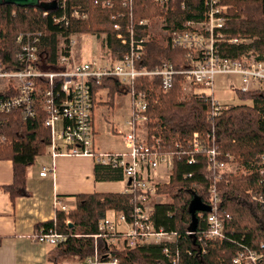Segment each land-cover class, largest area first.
<instances>
[{
	"label": "trees",
	"instance_id": "16d2710c",
	"mask_svg": "<svg viewBox=\"0 0 264 264\" xmlns=\"http://www.w3.org/2000/svg\"><path fill=\"white\" fill-rule=\"evenodd\" d=\"M220 1L230 7V19L224 32L247 40L240 44H224L223 55L242 57L254 51L258 59H264V0ZM181 2L175 3L174 10L169 13L171 30L176 29L173 17L197 19L203 16L205 0H187L184 9ZM115 6L121 10L120 0H115ZM44 11L42 8L0 5V59L5 70L18 69L15 58L18 51L16 37L26 31L47 34L41 64L45 68H51L50 65L55 67L57 35L65 30L53 23L56 12L45 16ZM161 12V8L152 0H136V18ZM110 14L109 9H101L92 4L89 26L82 25L72 30L86 31L95 36L102 32L108 33L103 44L111 51L113 60L117 61L125 53L126 47L115 38ZM65 44L64 50L68 53L69 39H66ZM145 49V56L139 65L148 69H155L163 63L172 64L179 70L187 66L185 52L173 49L165 41L152 38ZM184 79V76L177 75L173 88L167 93L158 91L160 78H142L134 86L137 92L147 93L149 136L161 139L163 152L175 154L171 179L169 183L159 185L157 191V194H166L167 200L154 205L152 216L156 230L175 233V242L144 243L123 250L107 247L104 240L94 238L99 232V222L108 216L109 211L122 212L130 218L140 204L139 193L123 191L79 194L75 209L69 213L56 211L53 220L36 227L37 230L42 227L53 229L66 236L65 242L56 246V254L52 258L55 263L64 260H92L96 264H109L116 257L118 264H175L173 260L177 264H234L233 260L243 246L264 254V248L260 247L264 243V202L254 201L249 193L253 191L261 195L264 201V91L237 92L243 101L231 105L220 116L211 118L210 102L197 94L194 93V97L186 101H180ZM105 95L107 101L103 102L101 100ZM116 95H128L118 79L104 77L100 84L94 82L93 113L95 107L102 103L113 105ZM39 114L38 117H30L22 110H15L0 116V138H6V144H0V160L10 159L14 163V183L8 187L12 197L28 194V167L35 163L51 143V130L44 125L47 116L40 111ZM194 133L200 135L203 145L198 154L193 152L190 144ZM212 146L218 148L219 158L223 161L229 163V157H232L239 170L245 171V175H235L230 167L208 170L206 153ZM191 156L195 157L196 162L189 163ZM95 175L97 180L104 181L119 180L123 176L121 170L116 171L98 163ZM219 175L221 178H218ZM212 185L217 187L221 198L217 214L224 219L225 237L222 240H210L206 244L207 251L202 252L205 239H200L208 230L206 219L209 212H196V234L190 235L188 231L194 222L190 208L196 196L204 205L210 206L209 188ZM165 247H168L169 255L164 253ZM259 264H264V257Z\"/></svg>",
	"mask_w": 264,
	"mask_h": 264
},
{
	"label": "built area",
	"instance_id": "2783aa9c",
	"mask_svg": "<svg viewBox=\"0 0 264 264\" xmlns=\"http://www.w3.org/2000/svg\"><path fill=\"white\" fill-rule=\"evenodd\" d=\"M41 2H56V8L45 10L44 15L49 16L56 12L53 15V23L65 30L57 35L55 67L50 65L51 68H45L41 64L47 34L41 31L19 33L16 37L18 51L15 56L18 69L5 70L0 59V116L15 110H22L30 117H38L39 111L45 113L47 117L44 125L51 130L49 149L53 158L61 154L92 157L100 165L122 171L123 177L128 180L126 193H139L140 204L130 218L122 212L118 214V219L126 225V230L119 232L118 225L106 217L99 222V232L94 235L95 239H102L107 247L118 250L121 246L124 249H133L144 243H174L175 233L156 230L152 220L154 205L150 203L152 197L157 195L159 185L169 183L175 154L163 152L161 139L149 136V132L143 133L142 127L147 128L148 122V97L146 92L135 90V83L146 77L160 78L158 91L167 93L173 88L175 77L182 75L185 78L182 89L185 90L186 85L193 86L197 90L194 91L195 94L210 102V116L215 118L230 107L215 98L216 77L229 78V89H224L228 93L264 91V59H258V54L254 51L242 57L223 55L224 44H240L247 40L232 37L224 32L230 19V7L222 4L220 0H205V10L200 18L174 17V30L169 27V13L174 10L173 5L181 0H153L163 14L159 27L167 30L165 42L173 49L185 52L187 66L180 70L169 63H163L155 69L139 65V61L145 56L146 45L153 38L150 30L154 27V20L134 16L136 0H120V11L115 6V0ZM92 4L111 11L115 38L126 47L125 53L117 61H114L112 56H94L91 61L78 62L73 56V49L77 45L75 35L80 32L72 29L84 26L90 21ZM186 5L187 0H182L181 7L184 9ZM66 39H69L68 53L64 50ZM60 40L62 46L59 45ZM104 77L118 79L131 100L130 114L123 124L125 131L122 129L118 133L125 143V149L122 151H103L95 147L92 130V85L94 82L100 84ZM234 79L239 80V84ZM0 144H6L5 137L0 138ZM190 144L194 153L201 152L203 145L198 133L193 134ZM206 156L208 170L229 169L228 162L219 158L220 153L216 146L210 147ZM230 159L232 157H229ZM194 162L196 159L191 156L189 163ZM53 170L54 166L51 169L44 167L41 176H47ZM262 172L264 173V170ZM218 178H221V175ZM209 193L212 210L206 219L208 230L200 239H205L202 252L207 251L206 244L210 240H222L225 237L224 219L217 214L221 202L217 187L212 185ZM249 193L254 201L264 202L261 195L253 191ZM54 208L65 213L72 211L60 199H56ZM188 234L195 235L196 232L189 230ZM33 239L41 244L57 246L65 242L66 236L42 227L36 230ZM260 247L264 248V243ZM168 250V247H165L164 253L169 255ZM263 257L262 251L243 246L233 261L234 264H259ZM173 262L177 264L176 260ZM109 264H118V259L114 257Z\"/></svg>",
	"mask_w": 264,
	"mask_h": 264
},
{
	"label": "crops",
	"instance_id": "0c3cea01",
	"mask_svg": "<svg viewBox=\"0 0 264 264\" xmlns=\"http://www.w3.org/2000/svg\"><path fill=\"white\" fill-rule=\"evenodd\" d=\"M95 147L103 151H122L97 144ZM46 151V150H45ZM44 151V153H45ZM42 154L35 163L28 167L26 180L27 195L12 197L8 187L14 183V163L10 159L0 160V264H96L79 261H59L52 258L56 254V246L41 244L33 239L39 224L53 220L56 217L54 203L60 199L72 210L76 208V197L79 194H94L96 192H113L100 190L102 184L122 181L125 192L128 187L127 178L107 180L101 183L95 175L96 162L88 156L58 155L52 157ZM45 157L46 159H39ZM53 172L41 176L44 167ZM120 212L109 211L108 216L118 226V231H125L126 225L118 219ZM116 215L117 218H113Z\"/></svg>",
	"mask_w": 264,
	"mask_h": 264
},
{
	"label": "rangeland",
	"instance_id": "374dc122",
	"mask_svg": "<svg viewBox=\"0 0 264 264\" xmlns=\"http://www.w3.org/2000/svg\"><path fill=\"white\" fill-rule=\"evenodd\" d=\"M153 1V0H152ZM95 16V15H94ZM134 16H136V13H134ZM163 17L162 12L156 15H151L149 17H143V18H149L151 20H154L153 29L150 30L152 33L153 38H157L158 40H161L164 42L167 38V30L164 28H160L159 24L161 23V18ZM174 18V17H173ZM91 20V19H90ZM90 21L86 24L89 26ZM80 33H77L75 35V38L77 40V45L74 47L73 56L75 60L78 62H88L91 61V59L94 56L98 57H109L112 56L111 51L109 48L104 46V41H106L108 37V33L102 32L98 35H92L86 31H79ZM59 45H63L62 40L59 41ZM62 43V44H61ZM113 57V56H112ZM227 78L223 76H217L215 79V98L219 100L223 104L234 105L236 103H240V101H243L240 99L238 93H228L224 91V89H229V85L227 82ZM234 81L239 84V80L234 79ZM235 84V86L237 85ZM184 88V84H183ZM194 91H197L193 88V86L186 85V89L181 90V94L179 95L180 101H186L190 99L193 96ZM105 94L107 92L105 91ZM103 102L107 101V97H105L101 100ZM248 101V100H247ZM130 108H131V100L129 95H123L118 96L116 95L113 100V105H107L102 103L101 105H98L94 109V115H93V136L96 137L97 144L100 143L102 146H105L107 148L111 149H125V143L123 142L122 137L118 134L120 131H122L123 124L128 119V116L130 114ZM143 133H147L148 128L142 127ZM125 131V129L123 130ZM46 155H48V151H50L49 146L45 149ZM104 150V149H102ZM39 159H46L45 157L39 158ZM228 166L231 168V172H233L235 175L244 174V170L238 168L237 162H234V159H230V162L228 163ZM249 174V173H247ZM246 174V175H247ZM101 183H106L104 180H100ZM122 181L117 182H107V184H102L100 190H110L113 192L121 191L124 189L125 183H121ZM167 200L166 194H157L155 197H152L151 205H155L159 201H165ZM113 218H117L116 215H113ZM124 248L121 246L120 250H123Z\"/></svg>",
	"mask_w": 264,
	"mask_h": 264
},
{
	"label": "water",
	"instance_id": "95a60500",
	"mask_svg": "<svg viewBox=\"0 0 264 264\" xmlns=\"http://www.w3.org/2000/svg\"><path fill=\"white\" fill-rule=\"evenodd\" d=\"M4 4H11L15 6L20 7H34V8H42L45 10H54L56 8V2L52 3H44L41 2V0H0V5ZM211 207L204 205L199 197H195L190 208V212L193 215V224L190 227V231H195L196 225H197V218H196V212L197 211H205V212H211Z\"/></svg>",
	"mask_w": 264,
	"mask_h": 264
},
{
	"label": "bare ground",
	"instance_id": "6f19581e",
	"mask_svg": "<svg viewBox=\"0 0 264 264\" xmlns=\"http://www.w3.org/2000/svg\"><path fill=\"white\" fill-rule=\"evenodd\" d=\"M190 14V13H189ZM51 32V31H50ZM249 52V51H248Z\"/></svg>",
	"mask_w": 264,
	"mask_h": 264
}]
</instances>
